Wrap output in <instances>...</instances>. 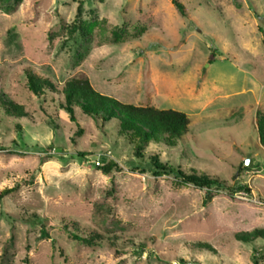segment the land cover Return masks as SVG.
<instances>
[{"label": "rangeland", "instance_id": "374dc122", "mask_svg": "<svg viewBox=\"0 0 264 264\" xmlns=\"http://www.w3.org/2000/svg\"><path fill=\"white\" fill-rule=\"evenodd\" d=\"M178 1L186 17L172 0H0V192L17 186L0 201V260L10 251L13 264H264L263 240L233 237L264 228V0ZM80 23L86 37L72 32ZM29 73L58 86L87 79L122 103L183 112L189 131L173 148L149 143L139 160L115 121L76 108L71 122L55 93L29 90ZM149 155L250 192L155 176ZM97 159L121 170L105 174ZM32 213L116 244L88 246L61 226L41 238L39 224L20 220Z\"/></svg>", "mask_w": 264, "mask_h": 264}, {"label": "trees", "instance_id": "16d2710c", "mask_svg": "<svg viewBox=\"0 0 264 264\" xmlns=\"http://www.w3.org/2000/svg\"><path fill=\"white\" fill-rule=\"evenodd\" d=\"M16 1L19 2L21 0ZM172 3L179 14L182 17H186L184 5L178 0H172ZM81 13L82 9L79 5L77 15ZM72 30V32H80L85 37L88 32L82 23L73 26ZM112 36L115 42L123 40V32L120 29H115ZM27 85L29 90L36 96H40L45 90L55 93L60 98L61 109L68 114L70 121L73 123H76V108H80L85 116L90 117L98 124L115 121L119 132L134 144L133 156L139 160L145 158L144 148L149 143H163L165 146L173 148L189 131L191 121L185 113L172 109H159L154 106H134L122 103L113 97L97 92L87 79L72 78L58 86L48 79L38 78L34 74L29 73ZM2 104L7 114L18 118L26 116L21 106H15L7 102H2ZM257 131L260 141L264 144V118L257 121ZM80 133L81 131H78L77 135ZM78 156L84 158L85 154L79 153ZM148 161L155 176H161L162 174L175 175L180 178V184L185 186L192 185L207 190L212 188L223 189L230 191V193L238 190L250 192L247 185L228 187L226 182L218 177L197 174L194 171L185 172L179 167L162 163L158 155H149ZM97 169L105 174L121 170L118 164L105 161H101V165ZM16 190L17 186L0 192V201ZM20 220L39 224L41 226V238H49L48 228L61 226L74 240L88 246L102 245L103 242H106L111 247L116 244L110 237H105L92 230L85 231L82 226L69 219H62L59 224H56L48 217H40L32 213L27 216L24 215ZM233 237L236 241L242 243H252L255 240L264 241V228H255L250 232H237L234 233ZM193 247L206 252H215L208 243H195ZM253 262L257 264L255 258H253ZM0 264H13L12 252L5 251L1 257Z\"/></svg>", "mask_w": 264, "mask_h": 264}, {"label": "built area", "instance_id": "2783aa9c", "mask_svg": "<svg viewBox=\"0 0 264 264\" xmlns=\"http://www.w3.org/2000/svg\"><path fill=\"white\" fill-rule=\"evenodd\" d=\"M101 159H97L96 161H95V163H94V165L96 166V167H99L100 165H101Z\"/></svg>", "mask_w": 264, "mask_h": 264}, {"label": "water", "instance_id": "95a60500", "mask_svg": "<svg viewBox=\"0 0 264 264\" xmlns=\"http://www.w3.org/2000/svg\"><path fill=\"white\" fill-rule=\"evenodd\" d=\"M245 164H246L247 166H250V165H251V162H250V160H249V159H247V160L245 161Z\"/></svg>", "mask_w": 264, "mask_h": 264}]
</instances>
